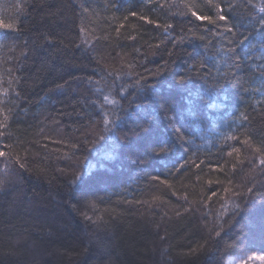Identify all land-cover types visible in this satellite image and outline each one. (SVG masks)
Listing matches in <instances>:
<instances>
[{"label": "trees", "instance_id": "trees-1", "mask_svg": "<svg viewBox=\"0 0 264 264\" xmlns=\"http://www.w3.org/2000/svg\"><path fill=\"white\" fill-rule=\"evenodd\" d=\"M262 18L264 0H0V264L264 255ZM149 126L175 147L141 164Z\"/></svg>", "mask_w": 264, "mask_h": 264}, {"label": "snow or ice", "instance_id": "snow-or-ice-1", "mask_svg": "<svg viewBox=\"0 0 264 264\" xmlns=\"http://www.w3.org/2000/svg\"><path fill=\"white\" fill-rule=\"evenodd\" d=\"M191 14H192V16H194L196 18V20H199V21H205L206 20L209 23H215V21H213L211 17L198 15L196 11H193ZM132 15H135V13H132ZM141 19H144V17H141ZM218 20L219 21H226L227 20V17L222 14V10L220 11V13H218ZM260 24L262 27H264V18H262L260 20ZM0 26L5 27V28H11L12 27V25H10V24H3ZM168 27H171V26L169 25ZM226 31L231 32V29L228 28V29H226ZM245 39H247V37H245ZM240 43L243 44L244 40H241ZM229 58L231 59V57H229ZM179 82L181 84L184 82L183 77L180 78ZM104 99L107 100L108 97H104ZM103 123L106 126V130H107V125H109L110 121L106 115L103 117ZM181 127H183V125H181ZM174 132L176 134L177 139L183 141V136L181 135L180 130L174 129ZM137 133L140 135L141 139L148 142V147H150L152 150L151 152H149L147 150V147H146L145 151H144V155L142 157H138V159H137L138 163H141V164L147 163L152 158L163 157V156L171 153L173 150V147H175V142H170L167 140L154 138V132H153V128L151 126L138 128L136 131L133 132V135H136ZM123 139L128 140V137L125 136ZM183 142L187 143L186 141H183ZM257 151H259V150H257ZM4 155H5L4 152H0V156H4ZM260 163L264 164V159H261ZM20 167L23 168L24 165L20 164ZM79 179H80V176L78 174H74V182H76ZM3 183H4V181L0 180V185H2ZM251 191H252V189L249 188L248 192H251ZM219 234H220L219 232L216 233V235H219ZM193 251H195V250H193ZM254 258L264 261V256H258V257H254ZM249 259H253V257H249ZM241 264H246V262H241Z\"/></svg>", "mask_w": 264, "mask_h": 264}, {"label": "rangeland", "instance_id": "rangeland-1", "mask_svg": "<svg viewBox=\"0 0 264 264\" xmlns=\"http://www.w3.org/2000/svg\"><path fill=\"white\" fill-rule=\"evenodd\" d=\"M258 256L264 255H260L257 253H245L241 256L228 258L225 264H241V262H246V264H264V261L254 258ZM249 257H253V259H249Z\"/></svg>", "mask_w": 264, "mask_h": 264}]
</instances>
